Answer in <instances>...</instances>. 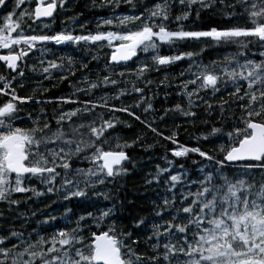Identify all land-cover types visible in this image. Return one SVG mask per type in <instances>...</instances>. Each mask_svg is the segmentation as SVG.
Here are the masks:
<instances>
[{"label": "snow or ice", "instance_id": "1", "mask_svg": "<svg viewBox=\"0 0 264 264\" xmlns=\"http://www.w3.org/2000/svg\"><path fill=\"white\" fill-rule=\"evenodd\" d=\"M92 4L113 12L97 21L95 33L83 34L87 25L81 24L82 34L64 30L49 35L43 31L50 28L48 18L54 23L58 10H68L69 0H0V67L7 70L0 74V205L7 206L0 208V218L5 211H14L13 206L45 195L83 198L97 208L74 221L67 209L65 226L48 235L35 229V235L27 237L15 229L0 231V264H264V0H92ZM122 5L128 9L125 14L116 12ZM193 15L197 21L207 15L218 23L206 30H186L184 22ZM71 19L74 26L77 17ZM172 23L179 28L171 30ZM105 26L120 31H102ZM185 41L235 46L236 51L204 62L206 47L179 50L178 42ZM49 43L115 51L102 69H93L91 62L99 64L102 58L99 51L87 62H77L71 55L47 59ZM163 46L170 50L177 46L175 54H162ZM34 52L39 55L30 57ZM249 52L259 59L249 57ZM29 59L37 63L29 64ZM128 61L136 64L134 71L114 66L124 62L131 67ZM183 61L187 67L175 84L183 102L165 108L159 120L171 112L192 124L199 119L207 125L218 113L210 130L197 138L223 141L212 151L180 145L178 130L164 135L155 126L151 97L145 94L154 81L146 75ZM26 70L44 80L59 73L61 83L69 81L71 94L37 99V94L48 91L39 81L31 95H19L18 89H25ZM167 81L165 76L160 85L172 87ZM132 94L138 97L136 102L123 104L121 98ZM32 102L60 107L51 116L44 107L35 116L21 115V105ZM63 105L73 107L65 110ZM133 108L151 112L152 119H142ZM116 113L176 145L171 150L175 159L165 155L166 166L157 165L155 174L146 179L147 185L163 192L152 201V218H136L128 228L118 226L114 192L119 178L127 175L126 149L144 137L121 143L118 126L132 125ZM190 154L200 157L192 160L195 167L181 163V171L174 174L177 161ZM33 181L44 190L32 186ZM109 185L113 191L105 190ZM93 196L111 206L92 201ZM54 220L50 216L41 223Z\"/></svg>", "mask_w": 264, "mask_h": 264}, {"label": "trees", "instance_id": "2", "mask_svg": "<svg viewBox=\"0 0 264 264\" xmlns=\"http://www.w3.org/2000/svg\"><path fill=\"white\" fill-rule=\"evenodd\" d=\"M85 1L78 0L76 3L68 5L67 11H64V13L60 12L59 16L57 15L58 17L56 18L55 24L52 27L53 31L56 32L57 30L61 29L62 26L67 25L69 23L68 21H72L71 18L77 17L75 22L78 25H75L70 30V32H73L74 35L82 34V30L80 31L81 24H86L87 27L83 30V34H87V32L89 31L95 33V31L97 30V23L93 21L94 18L99 15H113L112 10L105 11V9L108 8L93 7L92 2V5H89V0H87V3L85 5ZM97 3H99V1H97ZM127 11L128 9L124 5H122L119 9H116L117 13H126ZM67 14L68 17H65ZM69 15L73 16L70 17ZM215 23H218V21L209 20L207 15H204L203 18L199 21L195 20V16L193 15L190 21L184 22V27L186 30H206L209 25L214 26ZM132 27V25H129V28ZM169 27L171 30H177L179 28V25L176 23H172L169 25ZM106 30L120 31L119 28L114 27H104L102 31ZM177 46L181 51H191L193 49L199 51V49L204 45L197 42L185 41L178 42ZM48 48L51 49V52L46 57L47 59H55L61 56L71 55L77 62H79L81 59L87 62L91 60L92 54H96L99 51V54L102 57L99 64H97L96 61H92L90 67L92 68L98 66L101 69L104 67L105 62L109 59V55L113 50V48L104 47L103 50L100 51L92 46H89L90 51L84 49L77 50L76 46L71 44L57 46L53 43H49ZM168 50L163 48L161 49V53L166 54L172 52L170 49ZM235 51V46L223 45L217 48L211 45L209 49H206L203 55V60L204 62H206L208 59H212L213 57H219L222 54L228 55ZM38 55V52L30 53V57H35ZM139 55L143 57L144 54L140 53ZM247 55L251 57V52L247 53ZM251 58L259 59L258 56ZM28 63L32 64L37 62L35 61V59H29ZM187 64V61H183L167 68H161L160 71L149 72L146 75V79H150L154 81V83L150 86V88L145 89V94L146 96L151 97L150 102L153 105L157 120L155 126L158 127V130L160 132H162L164 135H170L173 131L178 130L179 135L176 137V139L180 145H184L187 147L199 146L202 147V149L205 151H212L214 149H217L220 144L223 143V141H220L218 143H209L208 141L202 139L198 140L197 138L202 136L205 133L206 129L210 130L212 124L219 119L218 113L207 125L202 123L199 119L196 120L195 124H192L190 122H187L184 117L179 115V113L171 112L167 117H165L163 121L159 120V116L163 114L165 108H173L176 103L183 102L182 97L176 94L177 89L175 87V84L178 83L180 71L182 69H185L187 67ZM128 65H130L131 67H125V65L116 67H118L122 71H125L126 73L135 70L136 64L130 62L128 63ZM0 74H7V71L0 67ZM95 74V71H93V78H95ZM77 75L79 76V73H77ZM165 76H167L168 78L167 82L173 85L172 87H164L160 85V82L165 80ZM26 77L25 89H18L19 95L21 96L31 95L32 89L38 88L40 86L38 83L39 81H43V87L47 88L48 91L44 92L43 95L37 94V99H57L61 96L70 95L72 92V88L69 87V81H64L63 83L59 81V73H54V79L52 80H44L41 75H37L26 70ZM114 78L120 79L119 77ZM66 82L68 84L67 86L65 85ZM139 86L144 87V84L140 82ZM120 87H125V85L121 84ZM127 87L130 88L131 85L129 84L127 85ZM111 91L114 92L115 89ZM81 98L83 99L84 97ZM136 99H138L136 94L127 95L121 98V100L124 101L123 104L125 105L134 104L136 102ZM113 103H116L117 106H120L121 102ZM21 107L24 109V111L20 113L21 115H26L28 112H32L33 116H35L39 112V109L41 107H44L47 111L48 116H51L53 109L60 106L53 104L36 105L34 102H32L28 105H21ZM71 107L73 106L63 105V108L65 110L70 109ZM132 110L136 112L137 115H140L142 119H152L151 112L145 114L143 113L142 108H133ZM198 112L201 116L204 115L202 109L198 110ZM116 115L121 117L128 124L132 125L130 128L124 126L123 124L118 126V134L122 137V143H124L125 141L130 143L132 140L136 139L137 135L140 134H143L144 137L143 140L137 143L134 147L126 149V152L130 157V160L124 164L127 169V175L119 178V181L116 185L118 191L114 192L115 196L117 197L115 200V218L119 221L118 226L128 228L131 227L134 219L136 218L145 216H147L149 219L152 218L150 215L153 207L152 201L157 199L158 192L160 193V195H163V192L160 189L156 188L155 185H147L146 179L155 174L157 165L166 166L165 160L163 159L165 155H167L169 159H175L171 156V150L176 148V145L163 140L162 137L154 135L139 121L128 117L126 114L116 113ZM229 123H235V121H229ZM176 125H180L179 129H177ZM241 127H243V125H241ZM225 139L227 138L225 137ZM149 145H151V147H149ZM166 149L168 150L167 152ZM193 159L200 160V157L196 156L195 154H190L188 159H181L177 161V164L180 165L181 163H183L185 164L186 168L192 169L195 167L192 165ZM179 171H181L180 168H178L176 172ZM195 174L196 173L193 172V175ZM105 190L113 191L112 185L107 186ZM23 195L31 194H18L17 196L19 197ZM97 200L101 204H107L108 206H111V203L109 201H104L102 197H92V201ZM29 202L30 200L22 202L18 206V208L16 206H13L14 211H12L11 213L5 211L4 218H0V231H8L9 229H15L16 231L23 230L25 236L27 237L28 233H33V235H35V233L33 232V230L35 229L36 231H39L41 235H45V229L41 222L38 220L37 215H43L42 211L33 210V208L29 205ZM6 207V205H0V208L6 209ZM68 209L72 210L70 213H68L70 219H73L74 216H79L81 214L86 215L89 211H97V208L92 204L91 201L84 199L80 201L79 205L77 202H73L72 200H70ZM33 212H35L36 215H32ZM64 226L65 225H63L62 228ZM141 247H144V245L142 244Z\"/></svg>", "mask_w": 264, "mask_h": 264}, {"label": "rangeland", "instance_id": "3", "mask_svg": "<svg viewBox=\"0 0 264 264\" xmlns=\"http://www.w3.org/2000/svg\"><path fill=\"white\" fill-rule=\"evenodd\" d=\"M89 5H92V4H89ZM25 7H27V5H25ZM11 9V4L9 5V10ZM62 13H64L63 11H62ZM70 17H72L73 15H69ZM65 17H68V14L65 16ZM102 18H104V16H96L95 18H94V22L95 23H97V21H99V20H101ZM105 18H107V17H105ZM69 23L67 24V25H65V26H62L61 27V29H59V30H57L56 32H54L53 31V29H52V27H53V25L55 24V22L54 23H51L50 22V28L49 29H44L43 31L44 32H46L47 34H49V35H54V34H56V33H58V32H61V31H64V30H67V31H70L75 25H78L76 22H75V25L73 26V23H72V21H68ZM105 27H110V26H105ZM78 28V27H77ZM82 29H81V27H80V31H81ZM101 30H103V29H101ZM37 31H40V29L38 28L37 29ZM101 43H105L106 44V42H101ZM120 42L119 41H114L113 42V44H119ZM212 45V42H209V44L206 46V45H204L203 47H206V49H209L210 48V46ZM114 48V47H113ZM171 54H175V53H171ZM171 54H169V55H171ZM223 56H224V54H222L221 56H219V57H213L212 59H208L206 62H208L209 60H213V59H217V58H219V59H223ZM93 69H96V68H100V67H92ZM72 80L74 81V79L72 78ZM65 85L67 86L68 84H67V82L65 83ZM122 139H121V143H122ZM114 145V144H113ZM115 146V145H114ZM84 167H87V165L86 166H84ZM163 167V166H162ZM178 168H180L179 167V165L178 164H176V167H175V169H174V174L176 173V171H177V169ZM36 183H38V182H36V181H33L32 182V186H35V184ZM18 195V194H17ZM81 199H83V198H81ZM80 200V199H79ZM77 198H73L72 199V201L73 202H77V201H79ZM69 202H70V200H64V199H58V201H57V203H56V207L54 208V216L57 218L58 217V224L56 225V226H54V228L52 229V231H54L55 229H57V228H62V226L63 225H65L66 224V219L64 218V214H65V212L67 211V210H65V207L69 204ZM61 207V209H63V211L62 212H60V214H59V216H58V214H55L56 212H58L59 211V208ZM68 217H69V214H68ZM76 218H78V216H74V218L72 219L73 221L76 219ZM54 222H55V220L54 221H52V222H50L49 224H47V225H45V227L47 228V227H49V226H51V225H53L54 224ZM51 231V232H52Z\"/></svg>", "mask_w": 264, "mask_h": 264}, {"label": "flooded vegetation", "instance_id": "4", "mask_svg": "<svg viewBox=\"0 0 264 264\" xmlns=\"http://www.w3.org/2000/svg\"><path fill=\"white\" fill-rule=\"evenodd\" d=\"M77 1L78 0H75L74 3H76ZM90 3H91V1H90ZM57 13L60 14V10H58ZM29 23H31V22L29 21ZM26 32H29V30L26 29ZM29 34H30V32H29ZM2 69L6 70L5 68H2ZM35 187H37L38 190H44L43 186L39 185V183H37ZM40 198H41V200H43V206H41V208H38L37 211H42L43 215L38 214L40 216V218L38 220L40 222H42L46 219H49L50 216H53L54 208L56 207V203L58 201V198H55L54 195H45V196H42L39 198L33 197L29 202V205L33 208V210H35L36 207L38 206V204H36V201H37V199H40ZM59 199H63L62 194L60 195ZM67 209H68V207L66 206L65 210H67ZM59 210H60V211H58L59 213L63 211V209H61V207L59 208ZM42 225H43V227H45V224H42Z\"/></svg>", "mask_w": 264, "mask_h": 264}, {"label": "water", "instance_id": "5", "mask_svg": "<svg viewBox=\"0 0 264 264\" xmlns=\"http://www.w3.org/2000/svg\"><path fill=\"white\" fill-rule=\"evenodd\" d=\"M48 19H50V18H48ZM114 51H115V49H114ZM113 51V52H114ZM112 55V54H111ZM111 55H110V57H111ZM110 59V58H109ZM135 59V58H134ZM129 62H131V61H128L127 63H129ZM121 64H124V62H121Z\"/></svg>", "mask_w": 264, "mask_h": 264}, {"label": "bare ground", "instance_id": "6", "mask_svg": "<svg viewBox=\"0 0 264 264\" xmlns=\"http://www.w3.org/2000/svg\"><path fill=\"white\" fill-rule=\"evenodd\" d=\"M166 71V70H165ZM128 154V153H127ZM127 163V161L124 162V164Z\"/></svg>", "mask_w": 264, "mask_h": 264}]
</instances>
